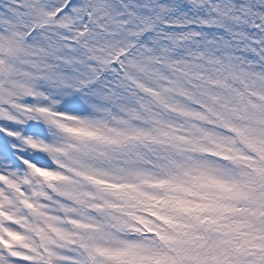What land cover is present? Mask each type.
Segmentation results:
<instances>
[{
  "label": "snow or ice",
  "instance_id": "6c2138e0",
  "mask_svg": "<svg viewBox=\"0 0 264 264\" xmlns=\"http://www.w3.org/2000/svg\"><path fill=\"white\" fill-rule=\"evenodd\" d=\"M0 264H264V0H0Z\"/></svg>",
  "mask_w": 264,
  "mask_h": 264
}]
</instances>
